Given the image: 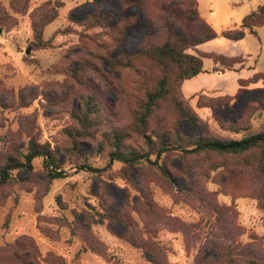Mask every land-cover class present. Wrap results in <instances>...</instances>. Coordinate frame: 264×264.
Wrapping results in <instances>:
<instances>
[{"label": "rangeland", "instance_id": "obj_1", "mask_svg": "<svg viewBox=\"0 0 264 264\" xmlns=\"http://www.w3.org/2000/svg\"><path fill=\"white\" fill-rule=\"evenodd\" d=\"M263 3L264 0H197L199 16L216 33L215 39L197 49L204 54L242 58L246 69L239 73L222 70L211 59L203 58V73L182 85L180 98L207 123L209 132L220 139H238L241 135L222 130L210 109L197 107L202 95L228 97L223 100L228 107L217 111L222 122L247 123L251 126L249 132L264 130L263 83L249 84L236 96L239 79L264 71V26L255 30L256 35L245 31L238 42L221 35L227 29L240 28L242 19ZM0 8L10 17L7 25L0 26V151L8 144L7 133L20 130L19 115L35 118V132L41 143L63 148L66 145L63 130L73 126L69 105H75L83 95V88L71 81L64 68L82 59L105 67L98 58L104 46L113 53L143 51L145 14L138 13L133 6H121L120 0L100 4L92 0H0ZM45 10L55 12L56 17L43 29L46 48L35 50L31 47V23ZM98 11L115 20L126 14H138L118 48L111 45L110 31L90 28L84 20L78 22ZM87 79L104 91L94 74L87 73ZM112 80L115 89L104 93L111 102L106 118L111 125L122 127L129 121V99L122 93L117 77ZM126 87L130 88L129 81ZM248 104L253 108L250 112L245 109ZM177 128L185 137L196 133L183 121L178 122ZM226 160L201 157L190 164L192 180L200 185L195 187L199 194L189 192L190 185L180 178L176 181L184 189L182 192L162 181L156 172L143 169L133 172L134 179L144 184L158 209L157 213L146 214L131 207L136 192L119 177L122 164L115 162L101 173L88 171V166L106 167L108 155L106 150L97 152L85 143L79 154L60 156L64 178L52 181L47 188L42 174L38 183H12L5 188L0 195V246L27 237L38 246L41 256L50 252L62 257L65 264H151L150 253L122 241L126 232L123 224L108 221L89 227L86 224L85 212L101 211L96 196L101 187L95 178L100 176L105 182L109 208L127 210L139 239L149 238L147 228L157 229L153 240L162 247L168 264H194L199 255L210 257L220 245L233 242L240 244L238 260L249 255L264 258V183L248 169L233 166L229 171L223 169L222 165L228 164ZM169 161L172 167L182 170L176 155ZM214 165L219 167L211 170ZM33 166L40 172L42 159L34 160ZM219 181L225 182L224 187L215 183ZM210 193L226 211L218 223L207 206ZM72 221L87 229V233L79 229L72 235L68 225ZM212 234L215 236L211 237ZM253 239L256 240L251 243Z\"/></svg>", "mask_w": 264, "mask_h": 264}, {"label": "trees", "instance_id": "obj_2", "mask_svg": "<svg viewBox=\"0 0 264 264\" xmlns=\"http://www.w3.org/2000/svg\"><path fill=\"white\" fill-rule=\"evenodd\" d=\"M104 1L92 0L94 4ZM120 2L123 7L133 6L138 13L145 14L146 36L143 51L133 54L123 51L113 53L104 46L98 58L105 67L82 59L77 64H70L64 68L71 81L83 88V95L78 102L69 105L68 112L73 126L63 130L66 145L61 148L51 147L47 142L41 143L35 132L37 129L35 118L19 115L20 130L16 133H7L5 138L8 139V144L0 151V195L12 183H38L37 178L40 174L44 177L46 188L52 181L64 178V171L60 168V156L79 154L85 143L97 152L106 150L108 155L106 167L97 169L88 166V171L101 173L115 162L122 164L119 177L135 190L136 195L131 207L139 213L143 211L152 214L158 210L144 184L132 176L133 172L141 169L156 172L162 181L176 191L182 192L184 189L176 181L180 178L190 185L189 192L199 194L195 187L200 185L192 180L190 164L201 157L216 156L227 159L228 164H223V169L229 171L231 166L248 169L264 183V130L249 132L251 126L247 123L222 122L217 111L222 107H228V103L223 101L228 97L221 99L202 95L198 98L197 107L210 109L222 130L241 135L238 139H220L209 132L207 123L180 98L183 83L203 73V58L211 59L222 70L238 72L243 69L242 58L204 54L197 49L198 46L216 38L212 27L199 16L197 0H120ZM0 11V26H5L10 17L5 10L0 8ZM137 15L126 14L120 20H115L108 13L98 11L78 22L84 20L90 28L97 27L110 31L111 45L118 48ZM55 17V12L45 10L37 20L32 21V48L35 50L46 48L43 29ZM262 26L264 3L242 19L240 28L227 29L221 35L229 41L238 42L243 39L245 31L256 35L255 30ZM155 28L158 31L155 32ZM189 50L192 53H189ZM87 73L96 76L102 83L104 91L89 82ZM114 76L117 77L122 93L129 99L127 102L129 121L122 127L111 125L106 118L111 102L105 98L104 93L115 89L112 80ZM126 81H129V89L126 87ZM257 82L264 85V71L254 73L248 79H239L236 96L244 92V87ZM245 109L247 112L253 110L250 104ZM179 121L186 122L196 133L191 137L183 136L177 128ZM172 155H176L180 160L182 170L169 164ZM39 158L42 159L40 172L35 171L33 166V161ZM218 167L211 166V170ZM95 178L101 187L100 192L96 194L101 211L84 213L88 227L90 224H103L105 221L121 223L126 227V232L121 237L123 242L145 254L150 253L151 258L148 261L151 264H168L162 247L153 240L157 229L147 228L145 233L149 238L139 239L136 224L128 216L127 210L110 209L104 194L105 182L100 176ZM215 183L221 187L225 185L224 181ZM207 198L210 214L218 223L226 211L217 205L212 193ZM128 204L130 205L129 200ZM64 221L67 223L66 219ZM68 225L72 235L79 229L84 233L88 231L78 226L75 221L68 222ZM214 236L215 234L211 235ZM255 240L253 239L251 243ZM239 249L240 244L236 242L230 245L222 244L210 257L199 255L194 264H264V258L254 255L238 260ZM0 264H65V262L62 257L50 252L44 257L41 256L38 246L26 237L0 246Z\"/></svg>", "mask_w": 264, "mask_h": 264}, {"label": "crops", "instance_id": "obj_3", "mask_svg": "<svg viewBox=\"0 0 264 264\" xmlns=\"http://www.w3.org/2000/svg\"><path fill=\"white\" fill-rule=\"evenodd\" d=\"M243 70H246V69H242V70H240V71H238V72H236V73H239V72H241V71H243ZM234 72V71H233ZM200 75V74H199Z\"/></svg>", "mask_w": 264, "mask_h": 264}]
</instances>
